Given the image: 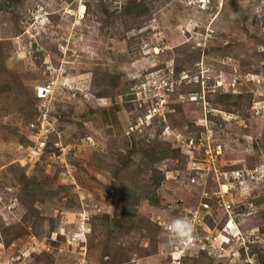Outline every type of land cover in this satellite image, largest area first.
<instances>
[{
  "label": "rangeland",
  "instance_id": "obj_1",
  "mask_svg": "<svg viewBox=\"0 0 264 264\" xmlns=\"http://www.w3.org/2000/svg\"><path fill=\"white\" fill-rule=\"evenodd\" d=\"M188 1L90 0L75 25L72 0H0V264H264L261 181L237 197L243 228L261 231L247 260L211 248L174 262L164 227L201 199L190 153L160 125L127 133L143 114L138 96L203 62L239 76L236 93L210 97L236 115L213 117L223 164L264 162V0H224L217 17ZM39 4L52 22L31 36L24 30ZM208 22L217 37L203 50L187 27ZM48 82L55 129L36 155L37 87ZM194 90L199 83L183 84L168 105L175 126L197 132L203 103L180 97Z\"/></svg>",
  "mask_w": 264,
  "mask_h": 264
},
{
  "label": "built area",
  "instance_id": "obj_2",
  "mask_svg": "<svg viewBox=\"0 0 264 264\" xmlns=\"http://www.w3.org/2000/svg\"><path fill=\"white\" fill-rule=\"evenodd\" d=\"M72 1L76 4L75 9L68 7L66 11L71 14L75 25L80 24L87 18L90 0ZM188 3L203 10L216 9L217 17L225 1L189 0ZM52 14L53 11H50L47 6L37 5L26 22L24 32L34 36L35 31L46 30L52 22ZM216 17H212V21ZM211 22L203 27L205 31L197 23L190 28L187 27V40L196 41V46L205 50L207 45L217 37V31L211 27ZM67 40L70 42L71 37ZM195 66L197 73L187 69L179 73H175L174 69L171 70L168 74H164V77L156 83L157 85L147 89L145 95L138 96V106L143 108V114L132 121L127 133L143 132L149 127L160 125L161 136L173 140L177 147L190 153L192 159L190 181L202 186L200 201L189 208L185 216L195 227L192 243L178 245L173 242L171 247L173 261L179 263L181 259L193 252L207 251L211 248L217 253L232 250L235 258L244 256L247 260L257 240L254 236L261 231L257 228L250 232L243 228L239 220L243 214L240 209L242 203L237 197L249 189L251 183H260V181L264 183V162L253 168L234 167L233 165L226 167L223 164L226 145L218 137L217 127L212 117L219 116L228 119L235 118L236 115L214 107L210 97L222 91L229 93L235 91L236 93L239 76L236 74L232 78H226L222 72H215L203 62H197ZM53 83L48 82L37 87L38 119L34 124L38 129L37 140L36 145L29 146L36 155L45 151L49 135L55 129L56 119L52 116ZM186 83H199V90H194L190 94H180L182 99L187 98L203 103L204 114L196 121L197 126H201L202 130H197V132L185 130L171 122L173 109L168 105L169 98ZM261 103V101L253 103L252 109L257 114L263 111L261 108L264 105L257 106ZM247 199L248 197L245 200ZM167 225L164 227L165 230H167Z\"/></svg>",
  "mask_w": 264,
  "mask_h": 264
},
{
  "label": "clouds",
  "instance_id": "obj_3",
  "mask_svg": "<svg viewBox=\"0 0 264 264\" xmlns=\"http://www.w3.org/2000/svg\"><path fill=\"white\" fill-rule=\"evenodd\" d=\"M169 237L178 245H190L195 227L188 217H175L167 225Z\"/></svg>",
  "mask_w": 264,
  "mask_h": 264
},
{
  "label": "trees",
  "instance_id": "obj_4",
  "mask_svg": "<svg viewBox=\"0 0 264 264\" xmlns=\"http://www.w3.org/2000/svg\"><path fill=\"white\" fill-rule=\"evenodd\" d=\"M212 119H213V117H212Z\"/></svg>",
  "mask_w": 264,
  "mask_h": 264
}]
</instances>
